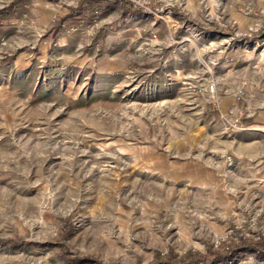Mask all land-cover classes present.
<instances>
[{
  "label": "rangeland",
  "instance_id": "1",
  "mask_svg": "<svg viewBox=\"0 0 264 264\" xmlns=\"http://www.w3.org/2000/svg\"><path fill=\"white\" fill-rule=\"evenodd\" d=\"M259 241L264 0H0V264H264Z\"/></svg>",
  "mask_w": 264,
  "mask_h": 264
},
{
  "label": "trees",
  "instance_id": "2",
  "mask_svg": "<svg viewBox=\"0 0 264 264\" xmlns=\"http://www.w3.org/2000/svg\"><path fill=\"white\" fill-rule=\"evenodd\" d=\"M112 4L115 2V1H111ZM252 245H254V247H259V248H262L264 249V241H259V242H253ZM251 246V245H250ZM243 249V248H246V246H244V244H241V245H238L236 247V249ZM232 249L228 250V252L230 253ZM192 257V254H188L185 258L177 261V262H171V261H168L166 262V264H191L193 263L195 260H198V258H191Z\"/></svg>",
  "mask_w": 264,
  "mask_h": 264
},
{
  "label": "built area",
  "instance_id": "3",
  "mask_svg": "<svg viewBox=\"0 0 264 264\" xmlns=\"http://www.w3.org/2000/svg\"><path fill=\"white\" fill-rule=\"evenodd\" d=\"M203 90L206 91V92H208V93H210V94H211V97L214 96L215 93H216V89H215V85H214V84H211V85H209V86H204V87H203ZM240 125H241V124H240ZM234 129H237V130H238V129H242V127L237 126L236 123H235V124H231V123H230V124L227 126V128H225V130H227L228 133L233 132Z\"/></svg>",
  "mask_w": 264,
  "mask_h": 264
},
{
  "label": "crops",
  "instance_id": "4",
  "mask_svg": "<svg viewBox=\"0 0 264 264\" xmlns=\"http://www.w3.org/2000/svg\"><path fill=\"white\" fill-rule=\"evenodd\" d=\"M46 14H47V13H45V16H46ZM46 17H47V16H46ZM46 17H45V18H46ZM62 51H63V49H61V53H62ZM116 63H117V61H116ZM112 68H113L114 70H115V69H118V70H119V66H118V65H116V66H114V67H112Z\"/></svg>",
  "mask_w": 264,
  "mask_h": 264
}]
</instances>
